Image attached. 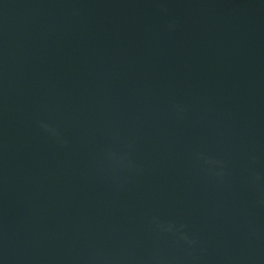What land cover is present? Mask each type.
<instances>
[{"label":"water","instance_id":"1","mask_svg":"<svg viewBox=\"0 0 264 264\" xmlns=\"http://www.w3.org/2000/svg\"><path fill=\"white\" fill-rule=\"evenodd\" d=\"M0 264H264V0H0Z\"/></svg>","mask_w":264,"mask_h":264}]
</instances>
